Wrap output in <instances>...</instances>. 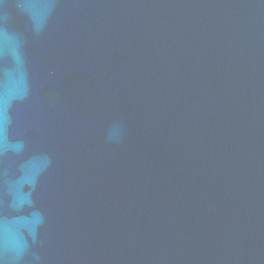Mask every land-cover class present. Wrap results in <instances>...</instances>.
<instances>
[{
  "label": "water",
  "instance_id": "1",
  "mask_svg": "<svg viewBox=\"0 0 264 264\" xmlns=\"http://www.w3.org/2000/svg\"><path fill=\"white\" fill-rule=\"evenodd\" d=\"M0 264H264V0H0Z\"/></svg>",
  "mask_w": 264,
  "mask_h": 264
}]
</instances>
